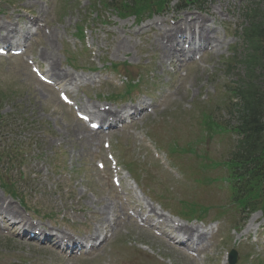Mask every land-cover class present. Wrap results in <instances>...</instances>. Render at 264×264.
<instances>
[{
  "label": "rangeland",
  "instance_id": "1",
  "mask_svg": "<svg viewBox=\"0 0 264 264\" xmlns=\"http://www.w3.org/2000/svg\"><path fill=\"white\" fill-rule=\"evenodd\" d=\"M95 1L0 0V11L12 14L16 10H27L40 18V23L46 24L51 33L54 32L55 40L51 47H47L48 54L54 58L61 71L75 77L72 83L68 82V86L81 106L91 108L107 103L113 110L121 106L130 107L131 104L126 101L128 99L121 102L110 100L111 94H122L124 86L103 84L107 77L105 72L109 71L101 70L104 68L102 63L110 65L126 62L136 69L131 77L137 78L141 73V82L136 90L144 91L135 93L132 102L147 103L146 108L152 102L154 105L151 109L154 110L146 113L143 120L134 126L112 133L108 136L110 138L103 134H90L73 115V111L63 106L58 94L38 82L21 58L0 59V86L6 88L11 83L20 88L23 96L17 99V105H24L28 109L25 110L26 117L43 121L50 133L40 153L43 159L34 160L29 168L21 169L20 173L11 172L10 181L7 175L4 176L9 184L15 183L12 186L24 198V203L38 212L37 216L42 218L41 226H54L69 232V228L60 223L66 221L69 224L75 222L79 229L91 231L95 221L89 213H95L104 203L113 209L108 215L106 227L114 230V235L104 249L71 260L68 254L62 256L54 253L46 246H40L37 241L28 244L26 240H15L0 233V264H223L225 254L231 249L238 250L242 257L259 254L264 260V237L260 240L256 238L264 228L263 213L253 214L243 222V214L230 203L226 184L221 185L216 180L222 177L223 171L214 168L217 166L216 161H224L229 156L233 146V140L229 139L234 135L221 125L235 124V119L225 109L231 97L229 89L246 77V68L242 62L247 49L240 36L241 29L248 25L246 9L263 8L262 0H204L200 8L185 5L183 11H180L177 0L170 3L165 11L170 14L166 15L169 19L173 13L180 15L189 11V14H203V9L213 8L216 12L214 26L218 32L224 30L231 36L226 38L229 46L220 55L209 54L204 62L183 67L180 61L172 65L169 61L161 64L151 43L152 38L137 36L145 26L159 22L161 16L146 17L143 24L135 27L133 33L136 36L133 37L126 32L134 23L132 19L121 21L112 12L103 11L104 18L101 21L110 16V27L102 25L100 21H93L94 18L87 13ZM24 14L28 15L26 12ZM0 17L5 20L4 15ZM86 18L91 20L87 24L92 27V36L88 37L97 50L96 56L83 51V45L75 36L77 27ZM232 31L236 33L235 36L230 34ZM117 36L118 39L132 43L131 46L127 45L125 52L124 49H117ZM23 40L19 37L16 42L21 43ZM46 46L43 38L32 36L28 55H32L38 64L47 66L40 57ZM72 56H75L72 62L77 70L69 63ZM91 59H96L95 63ZM91 69L96 74H92L94 71ZM120 70L123 73L120 72L123 77L121 82L128 84L125 77L128 73L122 67ZM97 71H100V75ZM257 76L264 88V67L258 71ZM116 79L119 80V77ZM12 112L15 109L11 105L4 111L7 114ZM203 113L212 114L220 125L212 123L209 127L205 124L208 137L198 139L201 144L194 148L200 155L195 156L193 151V154L188 152V146L191 147V142L200 137L198 126L199 118H202L200 114ZM106 140L113 146L111 152L120 164L125 168L131 166L129 169L133 171L145 197L135 191L134 187L132 190V187L126 186L124 194L113 187L107 152L103 148ZM173 149L176 151L173 152ZM155 153L161 156L159 160H156ZM49 160L61 164L62 168L54 169ZM98 161H104V171L98 170ZM165 166L173 169L174 174L167 171ZM21 174L23 181H19ZM124 177L126 185H133L132 177L129 178L127 174ZM3 191L0 183V196L10 202L11 199ZM126 193L129 195L126 196ZM150 202L161 205L175 215L188 212L186 204L191 203L210 209L203 222H191V225L209 231L202 247L204 249L199 250V259H193L185 250L177 249L172 243L158 238L149 230L141 229L128 219L127 207L143 205L158 210V205ZM13 205L21 210L19 202ZM74 207H80L86 212L77 209L73 212ZM219 212L227 214L218 216ZM48 218L57 222L52 223ZM215 218L218 224L211 225ZM249 226L256 231L245 233ZM246 239L250 240L247 243L251 245L247 248L244 246Z\"/></svg>",
  "mask_w": 264,
  "mask_h": 264
},
{
  "label": "trees",
  "instance_id": "2",
  "mask_svg": "<svg viewBox=\"0 0 264 264\" xmlns=\"http://www.w3.org/2000/svg\"><path fill=\"white\" fill-rule=\"evenodd\" d=\"M245 36L252 47L246 62L247 79L234 90L241 103L238 115L242 139L227 164L233 200L240 202L243 211H256L264 206V94L255 76L264 62V15H253ZM10 98L9 93H0V104Z\"/></svg>",
  "mask_w": 264,
  "mask_h": 264
},
{
  "label": "bare ground",
  "instance_id": "3",
  "mask_svg": "<svg viewBox=\"0 0 264 264\" xmlns=\"http://www.w3.org/2000/svg\"><path fill=\"white\" fill-rule=\"evenodd\" d=\"M227 5H225L226 7ZM222 10V9H221ZM215 15V11L207 9L206 15H202L200 18H195L194 15H187L186 18H181L179 21H176L174 26L167 25V20L162 21V28H158L157 32L155 33V39H154V47L156 51L160 53L161 63H164L165 61H169L172 63L173 60L179 59L180 57H183L185 55L184 50L182 49L180 43V39L177 37L178 34L181 35V38L183 39L184 44L188 43H195L200 42L202 43V47L204 48V51H215V53L220 54L223 48L228 46L225 40L221 39L218 35V32L213 29L212 24L214 20L210 19L211 16ZM190 20V21H189ZM15 26L13 22H10L9 25H1L0 24V42H3L5 44L9 43L10 35L13 34L11 31V28ZM154 28V24L149 25L145 30H150ZM45 40L48 41L47 46H52L54 41V35L52 34L49 37H46ZM128 44L125 41H119L117 45L118 50L125 49ZM49 49L46 51H43L41 54V58L45 61L46 64H48L49 70L47 71V74L51 79H53L57 83H63V82H72L74 80L73 77L69 76L67 73H64L61 71L56 64V61L53 57H51L48 53ZM126 51V50H124ZM192 52H195L193 49ZM192 55V54H191ZM98 108V107H97ZM89 109V108H88ZM99 109V108H98ZM126 107L123 108L122 111H109V112H99L95 107H92V113L91 116L95 118L96 120H99L101 122H105L107 117H113L114 119H117L119 114L121 117L123 116V112L126 111ZM120 117V118H121ZM99 136V134H96ZM113 211L112 206L108 204L102 203L100 208L94 213L96 217L99 219L100 224H105L108 220V215ZM0 213L2 215H5L6 217V223H10L11 220H17L19 217V212L16 210L14 206L4 201V199L0 196ZM92 213V212H91ZM21 228L24 231V234H27L26 231L29 229H33V227L27 223H23V221L20 219L17 221ZM178 230L185 235L187 238L181 243L183 246L188 247V244H192V240H195L197 247H202L203 242L206 240L207 236L204 232V230L200 229L199 227L192 226L188 229H182V227L178 228ZM250 230V227L248 228V231ZM43 232H45L43 230ZM179 239L181 238V235H176ZM67 238L70 239V236H63L62 238H59L57 236H51L48 239L51 241H55L59 243L55 246V248H60L63 244L62 239ZM47 239V240H48ZM94 239V238H93ZM191 242V243H190Z\"/></svg>",
  "mask_w": 264,
  "mask_h": 264
}]
</instances>
